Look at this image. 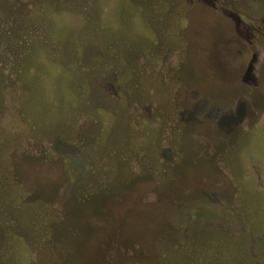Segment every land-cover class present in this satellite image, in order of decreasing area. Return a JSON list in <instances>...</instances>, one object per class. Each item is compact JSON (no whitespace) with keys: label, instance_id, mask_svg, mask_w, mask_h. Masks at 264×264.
I'll return each instance as SVG.
<instances>
[{"label":"rangeland","instance_id":"rangeland-1","mask_svg":"<svg viewBox=\"0 0 264 264\" xmlns=\"http://www.w3.org/2000/svg\"><path fill=\"white\" fill-rule=\"evenodd\" d=\"M0 264H264V0H0Z\"/></svg>","mask_w":264,"mask_h":264},{"label":"trees","instance_id":"trees-1","mask_svg":"<svg viewBox=\"0 0 264 264\" xmlns=\"http://www.w3.org/2000/svg\"><path fill=\"white\" fill-rule=\"evenodd\" d=\"M14 5H15V6H21V5H22V3L20 4V3H18V2H17V4H14Z\"/></svg>","mask_w":264,"mask_h":264}]
</instances>
